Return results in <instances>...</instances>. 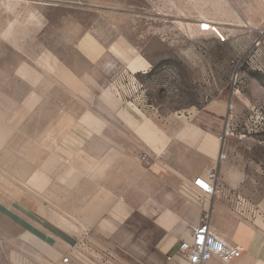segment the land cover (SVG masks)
I'll return each mask as SVG.
<instances>
[{
    "label": "rangeland",
    "instance_id": "obj_1",
    "mask_svg": "<svg viewBox=\"0 0 264 264\" xmlns=\"http://www.w3.org/2000/svg\"><path fill=\"white\" fill-rule=\"evenodd\" d=\"M227 130L257 264L264 0H0V264H178L201 199L161 179Z\"/></svg>",
    "mask_w": 264,
    "mask_h": 264
},
{
    "label": "crops",
    "instance_id": "obj_2",
    "mask_svg": "<svg viewBox=\"0 0 264 264\" xmlns=\"http://www.w3.org/2000/svg\"><path fill=\"white\" fill-rule=\"evenodd\" d=\"M218 136L217 138L215 135H207L206 138L202 136L204 143L201 145V148L204 156L200 159L197 165L192 167L193 170L191 172L182 173L179 171L175 173V175H171L172 178L168 179V182L161 179V183L169 187L182 185L196 192L197 198L201 199H199L201 201L199 205L202 209V215L199 220H197L198 217L194 220H197L196 222L199 223L203 214L208 212L211 215V226L230 245H239L236 242L238 241L242 246L248 247L250 243L254 242V239H249L251 235L253 236L254 232L252 231L250 224L245 220H242V218H239L236 212L238 211L241 202H244L243 205L246 204L247 198L244 196H246L253 187H250L249 185L243 186L242 173L240 170L235 169L233 160L228 159V156L225 153L226 149L223 148L224 145L219 141ZM222 153L225 154L226 158L221 159ZM176 162L177 163L173 165L172 168L181 170V163L179 164V161ZM210 172L217 173L218 177L216 194L213 196L202 194L194 186V181L198 177H206ZM162 184L161 187L164 186ZM239 199L240 203L238 202ZM245 206H247V204ZM215 220H217V222L221 220L220 224H225V226L229 228L231 234H227V230L224 229V226L215 224ZM190 238L191 235H189L188 239ZM256 253L258 252L256 251ZM242 258L243 255L240 259ZM240 259L232 263H235ZM257 264H264V262H258Z\"/></svg>",
    "mask_w": 264,
    "mask_h": 264
},
{
    "label": "built area",
    "instance_id": "obj_3",
    "mask_svg": "<svg viewBox=\"0 0 264 264\" xmlns=\"http://www.w3.org/2000/svg\"><path fill=\"white\" fill-rule=\"evenodd\" d=\"M201 31H207L204 25H202ZM231 134L230 130H227L219 136L220 141L224 143ZM224 158L226 156L222 153L221 159ZM217 180V173L210 172L206 177H198L194 181V186L202 194L213 196L216 194ZM189 231L191 238L182 240L178 249L179 255L186 260L187 264H213L214 259L229 264L240 259L243 255L241 246L230 245L211 226V215L208 212L203 214L199 223L189 224Z\"/></svg>",
    "mask_w": 264,
    "mask_h": 264
},
{
    "label": "bare ground",
    "instance_id": "obj_4",
    "mask_svg": "<svg viewBox=\"0 0 264 264\" xmlns=\"http://www.w3.org/2000/svg\"><path fill=\"white\" fill-rule=\"evenodd\" d=\"M207 25V24H206ZM19 26V23L18 22H16V23H14L13 25H11V27H10V29L11 28H17ZM205 27V26H204ZM212 27L211 26H208L207 25V28H205L207 31L209 30V29H211ZM8 36V35H7ZM117 44V43H116ZM142 66H143V61H141V60H139V61H137L134 65H133V69L134 70H138V69H141L142 68ZM12 106V105H11ZM129 112L130 113H132V114H136L137 115V117L139 116V112H138V110L137 109H135V108H130L129 109ZM12 120H15V116H13V117H11V121ZM142 121L141 122H145V121H143V119H141ZM139 121V120H138ZM147 128V127H146ZM151 137H153V136H151ZM155 139H157V138H155ZM164 142V141H163ZM162 143V142H161ZM160 143V144H161ZM153 144V143H152ZM157 146V145H156ZM102 198V197H101ZM99 199H100V197H99ZM98 200V199H97ZM96 200V201H97ZM95 205V204H94ZM92 206V205H91ZM88 211V210H87ZM85 214H86V212H84ZM189 227V226H188ZM183 231V229H181V230H179V234H182L181 232ZM234 234V233H233ZM183 237H185L186 239H188L189 237H187L185 234H183L182 235ZM255 238V236L253 235H251V237L249 238L250 240L252 239H254ZM175 261L178 263V264H186V261H185V259L182 257V256H180V255H178L177 257H176V259H175ZM213 264H226V263H224V262H222L221 260H218V259H214L213 260Z\"/></svg>",
    "mask_w": 264,
    "mask_h": 264
}]
</instances>
